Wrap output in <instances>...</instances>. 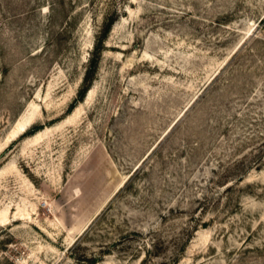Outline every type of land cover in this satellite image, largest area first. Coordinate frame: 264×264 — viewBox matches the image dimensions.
Returning <instances> with one entry per match:
<instances>
[{
	"label": "rangeland",
	"instance_id": "374dc122",
	"mask_svg": "<svg viewBox=\"0 0 264 264\" xmlns=\"http://www.w3.org/2000/svg\"><path fill=\"white\" fill-rule=\"evenodd\" d=\"M0 264H264V0H0Z\"/></svg>",
	"mask_w": 264,
	"mask_h": 264
},
{
	"label": "trees",
	"instance_id": "16d2710c",
	"mask_svg": "<svg viewBox=\"0 0 264 264\" xmlns=\"http://www.w3.org/2000/svg\"><path fill=\"white\" fill-rule=\"evenodd\" d=\"M110 27H111V25H110ZM96 58H97V55L93 54L92 59H91L92 63H94V64L96 63V60H95ZM88 77H89V72L86 74L85 79H84L85 85H84L83 89L80 91L81 98H83V96L85 95L87 89L89 88L90 84H87V81L89 80ZM80 100L81 99L76 98L74 103L72 104V107H74L76 105V103L78 101H80Z\"/></svg>",
	"mask_w": 264,
	"mask_h": 264
},
{
	"label": "bare ground",
	"instance_id": "6f19581e",
	"mask_svg": "<svg viewBox=\"0 0 264 264\" xmlns=\"http://www.w3.org/2000/svg\"><path fill=\"white\" fill-rule=\"evenodd\" d=\"M91 93V92H90ZM24 119V118H23ZM27 119H29L30 120V118L28 117ZM27 120H23V122L22 123H18L17 124V126H16V129H15V131H14V134L16 133V132H21V131H24L25 130V126H26V124H27V122H26ZM17 135V134H16Z\"/></svg>",
	"mask_w": 264,
	"mask_h": 264
}]
</instances>
